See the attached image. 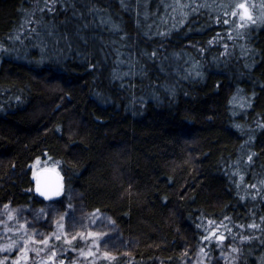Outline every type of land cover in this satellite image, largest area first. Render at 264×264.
I'll return each mask as SVG.
<instances>
[{"label": "trees", "instance_id": "trees-1", "mask_svg": "<svg viewBox=\"0 0 264 264\" xmlns=\"http://www.w3.org/2000/svg\"><path fill=\"white\" fill-rule=\"evenodd\" d=\"M252 1L241 32L235 0H0V264H264ZM37 159L59 199L34 194ZM72 194L130 246L100 256L63 230Z\"/></svg>", "mask_w": 264, "mask_h": 264}, {"label": "rangeland", "instance_id": "rangeland-1", "mask_svg": "<svg viewBox=\"0 0 264 264\" xmlns=\"http://www.w3.org/2000/svg\"><path fill=\"white\" fill-rule=\"evenodd\" d=\"M240 4H244L245 8L247 9V14L243 15V18L242 14L244 13V9L239 8ZM255 5L256 4H254L252 0H235L234 11L237 14V23L240 26L239 28L241 32V28H245L251 23H255V21L256 23L258 22V20L254 19L255 15L253 12V7ZM30 168L32 174H35L42 169H51L58 172L57 167L49 163L48 160L44 161L37 159L31 164ZM60 196L61 194L57 198L59 199ZM61 205L64 206L62 208L63 210H66V212L60 216V227L63 230L66 229L69 233H71L74 239H80L79 236L83 234V240L86 241V243H89V246L94 250L99 251L100 256H103L106 254V252L112 253L114 250H122L130 246L126 240H124L125 238L123 236H117L118 231L108 216L99 213L85 214L78 203V198L73 194L72 198L69 197L66 198V200L61 201ZM12 226L13 230L16 231L14 229V225ZM216 232L217 231H215V233ZM19 234H21V236H19ZM19 234L17 233V237H14L11 242H15L18 248H20V244L22 242L20 241V237H23L22 233ZM43 245L45 246V243ZM39 249H43V247H39ZM79 252H81L80 254L85 260L92 258V253H86V249H83V247L81 250H79ZM52 254L53 255H50V260L57 261L56 257L54 256L56 253Z\"/></svg>", "mask_w": 264, "mask_h": 264}, {"label": "water", "instance_id": "water-1", "mask_svg": "<svg viewBox=\"0 0 264 264\" xmlns=\"http://www.w3.org/2000/svg\"><path fill=\"white\" fill-rule=\"evenodd\" d=\"M33 192L42 200L57 198L63 191L61 175L51 169H42L33 174Z\"/></svg>", "mask_w": 264, "mask_h": 264}, {"label": "snow or ice", "instance_id": "snow-or-ice-1", "mask_svg": "<svg viewBox=\"0 0 264 264\" xmlns=\"http://www.w3.org/2000/svg\"><path fill=\"white\" fill-rule=\"evenodd\" d=\"M239 8L244 9V13L242 14V18H243V15H246L247 14V9L245 8V5L244 4H240L239 5ZM221 239H223V237H221Z\"/></svg>", "mask_w": 264, "mask_h": 264}]
</instances>
